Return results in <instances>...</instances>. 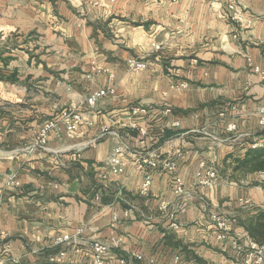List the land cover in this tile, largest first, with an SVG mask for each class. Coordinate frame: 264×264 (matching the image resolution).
<instances>
[{"label": "crops", "instance_id": "crops-1", "mask_svg": "<svg viewBox=\"0 0 264 264\" xmlns=\"http://www.w3.org/2000/svg\"><path fill=\"white\" fill-rule=\"evenodd\" d=\"M226 2L0 0L1 264L7 255L49 264L62 249L63 264H92L91 244L113 237L121 243L106 264H242L233 238L246 242L243 220L264 208V174L235 163L264 144V0H238L248 28L226 17ZM129 58L148 68L130 71ZM106 86L114 94L85 103ZM67 110L81 115L76 131L59 123L45 149L33 148L43 121ZM116 147L123 164L112 175L106 160ZM143 156L175 161L184 197L162 167L140 195L144 172L134 162ZM200 163L216 171L212 186H193ZM10 177L21 186H8ZM211 213L231 219L230 238L216 239ZM66 236L74 246L55 244Z\"/></svg>", "mask_w": 264, "mask_h": 264}, {"label": "built area", "instance_id": "built-area-1", "mask_svg": "<svg viewBox=\"0 0 264 264\" xmlns=\"http://www.w3.org/2000/svg\"><path fill=\"white\" fill-rule=\"evenodd\" d=\"M84 1V0H81ZM173 2L178 0H172ZM226 9V17L234 24L239 26L248 28L251 25V19L246 16L244 10L240 7L238 0H227L225 4ZM154 50H159L160 46L157 44H153ZM127 66L130 71L138 73L146 70L148 68V64L143 59L138 58H129L127 61ZM96 65H93V71H99ZM107 71V70H106ZM255 72H260L259 67H254ZM111 78L113 75H109ZM262 81L264 83V75H262ZM179 87H186V83H181ZM115 89L113 86H106L97 91L91 92L85 99V103L89 106H94L95 103L100 99L107 95L114 94ZM138 112H145L144 109H137ZM259 119L258 125L264 129V106H261L258 111ZM81 115L78 112L67 110L61 112L58 116H55L49 120L44 121L37 133L35 138L33 148L40 147L45 149L48 142V135L52 131H56L59 123L65 127L68 133H73L76 131L78 126L81 123ZM177 125V123H176ZM131 128L138 129L140 137H145L147 134V130L143 127H137L136 123H131L129 125ZM229 131L235 130V125L231 124L228 126ZM262 146L261 142L253 143L251 145L252 148ZM122 152V149L119 147L114 148L108 155L106 163L109 169V172L112 175H119L121 171L122 161L119 159V153ZM134 166L137 170L144 172L143 182L139 188L140 195H147L149 193V188L152 181L151 172L155 169L162 167L169 174H171V182H172V191L176 197L182 198L186 193V188L183 180L179 175H177V165L175 161L172 159L159 160L158 158H153L151 156H143L141 158H137L134 162ZM195 181L193 182V186H212L217 178V173L215 170H207L205 169V164L200 163L198 170L195 173ZM7 185L19 188L21 186L20 181L14 177H10L7 181ZM117 197L121 196V193H116ZM100 197L96 196V199L99 200ZM243 204H248L249 200L242 201ZM170 203L168 201H161L159 205V211L162 214H166L169 212ZM210 221L215 227V236L219 241H223L231 237L232 232V222L226 218L225 216L217 213H211ZM114 219H117L114 216ZM173 226H176L173 223ZM74 239L71 237H58L55 239V244H63L69 243L73 244ZM233 242L237 245V251L242 256V261L244 264H264V244H260L252 238H248L246 242L236 243V240L233 238ZM121 243L120 237H113L111 239V245L103 242H93L90 247V251L88 255L91 256L92 264H106V261L110 255L111 248H118ZM4 253H8L10 246L8 244H3ZM74 246V245H72ZM34 254H38L39 251L33 250ZM68 257V252L64 249L59 250L58 252L51 254L48 256L49 264H63ZM134 258L140 260L141 256L138 254H134ZM6 264H19V262L7 255ZM1 264V262H0ZM121 264H127L125 259L121 260Z\"/></svg>", "mask_w": 264, "mask_h": 264}, {"label": "trees", "instance_id": "trees-1", "mask_svg": "<svg viewBox=\"0 0 264 264\" xmlns=\"http://www.w3.org/2000/svg\"><path fill=\"white\" fill-rule=\"evenodd\" d=\"M235 163L237 170L242 172L264 173V145L255 148L251 147L246 152L245 157L243 159H236ZM243 226L252 239L255 240L258 237L264 238V208L257 209L253 215L247 218Z\"/></svg>", "mask_w": 264, "mask_h": 264}, {"label": "rangeland", "instance_id": "rangeland-1", "mask_svg": "<svg viewBox=\"0 0 264 264\" xmlns=\"http://www.w3.org/2000/svg\"><path fill=\"white\" fill-rule=\"evenodd\" d=\"M58 116V115H57ZM46 120H49V119H46ZM46 120H44V121H46ZM43 121V122H44ZM264 145V144H263ZM227 166H228V164L227 165H224V167L225 168H227ZM229 167H231V166H229ZM223 173H226V170H224V168L221 170V171H219V175L221 176V177H223ZM258 174H264L263 172H258ZM224 178H227V180L228 181H230V180H232V179H235L236 177H234V176H230V175H226ZM264 182V181H263ZM252 184L254 185V186H260V183H258L257 181H252ZM246 200H248V199H243V201H246ZM224 216V215H223ZM226 218H228L230 221H231V219L228 217V216H225ZM250 217V216H249ZM246 220L247 219H245V220H243V223L244 222H246ZM251 238V237H250ZM258 243H260V242H262V243H260V244H264V238H262V237H258V238H256L255 239ZM242 264H244V262L242 261Z\"/></svg>", "mask_w": 264, "mask_h": 264}]
</instances>
